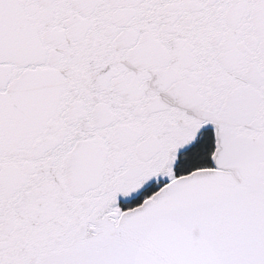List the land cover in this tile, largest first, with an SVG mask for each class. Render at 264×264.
Instances as JSON below:
<instances>
[{
  "label": "snow or ice",
  "instance_id": "snow-or-ice-1",
  "mask_svg": "<svg viewBox=\"0 0 264 264\" xmlns=\"http://www.w3.org/2000/svg\"><path fill=\"white\" fill-rule=\"evenodd\" d=\"M0 264H264V0H0Z\"/></svg>",
  "mask_w": 264,
  "mask_h": 264
}]
</instances>
